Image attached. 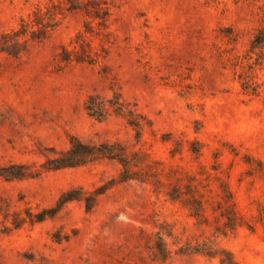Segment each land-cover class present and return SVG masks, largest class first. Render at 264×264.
<instances>
[{"label":"rangeland","instance_id":"1","mask_svg":"<svg viewBox=\"0 0 264 264\" xmlns=\"http://www.w3.org/2000/svg\"><path fill=\"white\" fill-rule=\"evenodd\" d=\"M46 1L0 0V32ZM84 22L83 13H68L20 57L0 53V166L39 170L0 174V264H222L180 250L197 243L225 246L241 264H264V53L251 50L264 0H118L109 35L85 32ZM77 41L91 43L96 60L61 63L62 45ZM246 79L258 93L243 87ZM113 86L152 119L140 139L123 116L88 113V94L110 97ZM71 134L148 152L143 166L151 167L142 174L152 182H116L91 210L72 200L54 217L15 227L26 208L38 211L70 187L91 190L118 176L122 166L109 158L43 168ZM174 185L202 197L203 217L169 197ZM230 204L234 229L223 214Z\"/></svg>","mask_w":264,"mask_h":264},{"label":"trees","instance_id":"2","mask_svg":"<svg viewBox=\"0 0 264 264\" xmlns=\"http://www.w3.org/2000/svg\"><path fill=\"white\" fill-rule=\"evenodd\" d=\"M118 0H47L45 3L35 5L27 15H22L18 26L0 32V53L5 52L9 55L20 57L29 49L33 41H43L49 37L51 31L59 25L62 19L71 12H81L85 15L84 31L98 35H109L107 30L109 20L113 14V9ZM95 23L97 26H95ZM80 31L77 37L83 35ZM107 41L109 39H106ZM79 42L74 48L62 45L58 54L61 63L70 62H89L96 60L95 53L92 51L91 43ZM264 49V24L261 25L254 35L251 43V50L257 51L261 56ZM103 50H106L105 47ZM243 87L250 93H258L259 85L256 82L246 79ZM113 93L106 97L99 92H91L85 100V107L88 113L98 119H104L111 113L123 116L129 125L136 130V137L141 138L146 126H152V119L139 110L135 103L124 97L120 89L112 87ZM51 154L46 155V160L42 166L46 169H59L64 167H75L88 164L90 162L109 158L117 160L121 164V169L117 177H113L106 182L97 185L94 189H86L83 186H73L64 190L58 197L55 204L44 206L38 211L26 208L27 216H18L13 219L15 227H19L28 218L32 223L40 222L48 217H54L63 206L72 200H82L86 209L91 210L97 202L100 194L104 193L116 182L139 179L141 181L152 182L146 175L142 174L145 166L151 167L150 163L144 162L149 156L148 152L131 150L121 140H101L86 141L76 134L70 135V145L65 149L52 147ZM135 167H139L138 169ZM39 170H33L26 163H11L0 166V174L7 178H23L37 176ZM161 182L160 179L153 182ZM158 187V185H156ZM182 190L179 186H172L166 191L172 200H181L183 204L191 209L193 215L203 217L204 200L202 197L192 193L187 187ZM188 194L187 197L184 195ZM231 210V211H230ZM227 221L226 228L234 229L237 221L234 219V209L232 204L225 208L223 213ZM7 218L9 213L5 215ZM225 233L226 231L220 230ZM159 250L166 257L169 253L160 241ZM182 252H204L210 256H218L222 264H241L234 256L232 250L225 246H205L204 243L188 244L181 247Z\"/></svg>","mask_w":264,"mask_h":264}]
</instances>
